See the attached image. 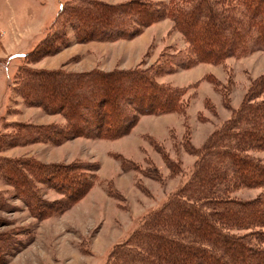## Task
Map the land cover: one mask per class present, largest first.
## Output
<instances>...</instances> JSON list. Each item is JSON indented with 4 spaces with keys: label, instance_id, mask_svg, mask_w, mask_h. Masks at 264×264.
<instances>
[{
    "label": "rangeland",
    "instance_id": "obj_1",
    "mask_svg": "<svg viewBox=\"0 0 264 264\" xmlns=\"http://www.w3.org/2000/svg\"><path fill=\"white\" fill-rule=\"evenodd\" d=\"M144 1L162 6L170 0ZM71 2L0 0V134L19 123L69 125L63 113L24 101L14 88L20 68L110 73L149 68L164 51L189 47L180 28L164 16L133 38L113 41H79L67 25L65 41L57 38L56 49L44 55L45 49L37 50L26 59V53L52 34L62 5ZM262 77L264 50L221 63H196L158 77L160 83L189 88L180 114L144 113L118 137L77 134L60 142L32 141L0 151L1 161L18 162L37 198L46 203L37 207L23 183L0 172V264H106L116 246L189 179L197 160L189 146L202 148ZM254 155L264 162L263 151ZM170 161L179 165L178 172ZM48 168L56 174L42 173ZM82 175L91 183L82 186ZM263 193L264 187L246 186L232 197L252 201Z\"/></svg>",
    "mask_w": 264,
    "mask_h": 264
},
{
    "label": "trees",
    "instance_id": "obj_2",
    "mask_svg": "<svg viewBox=\"0 0 264 264\" xmlns=\"http://www.w3.org/2000/svg\"><path fill=\"white\" fill-rule=\"evenodd\" d=\"M164 16L180 28L189 47L164 51L149 68L110 73L20 68L14 88L24 101L63 113L69 125L16 124L13 131L0 134V151L32 141L60 142L77 134L118 137L144 113L180 114L189 88L160 83L159 76L264 50V0H170L162 6L144 0H72L62 5L53 37L46 36L25 58L37 50L45 49L44 55L56 49L55 40L66 38L67 25L79 41H113L133 38ZM259 151L264 152V77L253 83L240 108L202 148L189 146L188 152L197 156L189 179L116 246L106 264H264V193L252 201L232 197L242 187H264V162L254 155ZM169 163L178 172L179 165ZM47 171L56 174L51 168L42 173ZM0 172L23 183L37 207L46 204L37 198L18 162L0 160ZM82 176V186L91 183Z\"/></svg>",
    "mask_w": 264,
    "mask_h": 264
}]
</instances>
